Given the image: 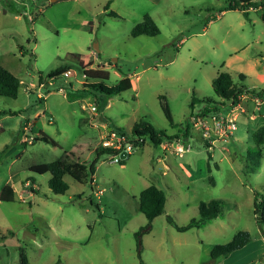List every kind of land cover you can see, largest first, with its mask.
Returning a JSON list of instances; mask_svg holds the SVG:
<instances>
[{"label":"rangeland","instance_id":"rangeland-1","mask_svg":"<svg viewBox=\"0 0 264 264\" xmlns=\"http://www.w3.org/2000/svg\"><path fill=\"white\" fill-rule=\"evenodd\" d=\"M223 5L224 0H0V66L20 82L15 98L0 96V188L7 183L14 189L12 201H0V264H19L20 252L26 264H218L208 254L213 245L240 230L252 239L260 229L264 237L252 204L253 193L264 199V137L258 167L251 171L246 162L252 133L264 127V103L249 104L233 135L213 149L194 131L190 149L177 157L144 136L118 162H111V154L98 155L84 181L64 175L67 189L60 194L47 187L48 172L28 169L64 154L88 167L105 123L129 135L134 123L144 121L170 139L182 136L190 112L206 105L202 98L215 96L211 81L219 71L234 81L241 73L238 82L245 87L263 88L264 24L258 11L219 12ZM145 16L158 34L132 36ZM86 63L108 72L105 85L128 77L130 87L111 97L83 94ZM59 68L68 75L47 78ZM38 76L44 98L28 86L35 87ZM39 131L56 144L33 141ZM148 185L163 192L164 205L141 230L146 219L138 194ZM212 199L219 200L220 213L200 228L177 232L167 222L186 224L197 217L199 202Z\"/></svg>","mask_w":264,"mask_h":264},{"label":"trees","instance_id":"trees-1","mask_svg":"<svg viewBox=\"0 0 264 264\" xmlns=\"http://www.w3.org/2000/svg\"><path fill=\"white\" fill-rule=\"evenodd\" d=\"M250 0H224V5L219 10V12L228 10V9H238L244 14L247 12L246 5L250 4ZM108 2L106 3V5ZM253 4V3H252ZM105 5V6H106ZM111 13V12H110ZM113 15V13H111ZM259 18L264 24V10L259 13ZM130 34L132 36H137L140 34L154 36L158 34V29L154 23L149 19L148 16L135 24ZM91 63H86V65L81 68V73L84 77V81L81 82V92L83 94H92L96 91L105 97H111L119 92L130 87V82L128 77H122L119 81L112 86H107L103 83L104 79L108 78V72L104 69L91 68L89 67ZM66 69L59 68L53 70L47 74V78L51 79L58 75H61L62 72ZM243 79V75L239 73L237 75V80L240 81ZM41 81V77L38 76V82ZM238 81H234L231 76L225 71H219L214 76L211 81V88L214 93V97H205L201 101L205 102L208 105H213L216 102H223L229 100L231 97H234L236 93L240 92L242 89H245V85L241 84ZM20 82L15 76L10 72L0 66V96H6L10 98H15L17 94V89ZM93 90V91H92ZM163 113L167 120L171 121V117L166 105L162 106ZM110 130H114L120 133H124V130L118 126L108 125ZM39 135L33 137L34 140H42L44 142H49L52 145L56 143L42 132H38ZM130 134L142 135L149 140V142L156 146L159 145L162 141V138L170 139L168 135L163 130L153 128L149 123L144 121H139L134 123L130 130ZM192 133L188 126H184L182 131V137L186 138ZM264 137V127H259L256 132L252 133L251 139L253 142V147L251 150L246 149V162L248 169L253 171L259 165V159L261 157V146L263 143ZM141 146V143L139 144ZM95 157L90 162L88 167H86L82 162L77 161L76 159L70 160L67 158V155L64 154L46 163H37L32 164L28 167L29 171L42 174L45 172L49 173V178L47 180V187L54 194L63 193L67 189L66 182L63 181L62 177L68 175L76 182H81L85 180L86 173L90 174L93 171V165L96 161L98 155L100 154H111V150L107 148H102L98 146L94 150ZM210 159V154L207 153V162ZM119 161V160H118ZM257 193H253V213L256 214L257 211L261 213V219L256 220L257 224L264 223V199L261 197L257 199ZM14 198V191L11 188V185L4 184L0 188V201H12ZM164 205V194L163 192L154 185H148L143 188L138 194V210L143 213L146 224L142 227L141 230L148 229L150 221L157 215H159L163 210ZM220 213V202L218 199H212L208 202H199L197 205V217H192L184 225H177L173 222L172 219L167 218V222L177 231L184 232L190 228H200L207 221L216 218ZM256 218V217H255ZM140 231V230H139ZM138 231V232H139ZM137 232V233H138ZM250 235L246 231L236 232L229 241L223 244L213 245L208 254L211 259L224 258L228 256L231 252L236 249L241 248L247 242L250 241ZM141 263V262H140ZM19 264H26L25 257L22 252L19 253ZM54 264H60L58 261Z\"/></svg>","mask_w":264,"mask_h":264},{"label":"built area","instance_id":"built-area-1","mask_svg":"<svg viewBox=\"0 0 264 264\" xmlns=\"http://www.w3.org/2000/svg\"><path fill=\"white\" fill-rule=\"evenodd\" d=\"M250 4L246 5V10L249 11H263L264 0H250ZM253 3V4H252ZM63 77L68 75V70L62 72ZM50 80L46 84H50ZM45 83L39 82L34 87L29 84V88H34L35 96L37 98H44L40 93V88ZM264 103V87L261 89H252L247 87L236 93L227 101L216 102L213 105L206 104L200 109L190 112L187 116V125L191 131V135L183 138L182 136L171 139L162 138L159 144L163 150L170 149V151L177 157H181L186 151L190 149V141L196 138L193 135L195 131L198 139L207 149H213L216 142L224 141L231 137L236 129V122L238 116H241L249 104L257 108ZM90 111H95V106L87 104ZM83 107V106H81ZM106 134L100 138L99 146L111 150V162H118L120 160L119 153L124 152L125 155L142 142V135L120 133L114 130H108ZM264 242V240H263ZM260 264H264V254L261 258Z\"/></svg>","mask_w":264,"mask_h":264},{"label":"crops","instance_id":"crops-1","mask_svg":"<svg viewBox=\"0 0 264 264\" xmlns=\"http://www.w3.org/2000/svg\"><path fill=\"white\" fill-rule=\"evenodd\" d=\"M260 12L261 11H258V16ZM108 125V123L104 124L106 131L109 130ZM261 233H263V231L259 229L256 235L244 246L234 250L224 258H218V264H260L261 258L264 254V237L259 236Z\"/></svg>","mask_w":264,"mask_h":264},{"label":"water","instance_id":"water-1","mask_svg":"<svg viewBox=\"0 0 264 264\" xmlns=\"http://www.w3.org/2000/svg\"><path fill=\"white\" fill-rule=\"evenodd\" d=\"M108 129H110V128L108 127ZM125 156L126 155H125V153L123 151L119 153V158L120 159L124 158ZM260 219H261V213H260V211H257L256 220H260Z\"/></svg>","mask_w":264,"mask_h":264}]
</instances>
